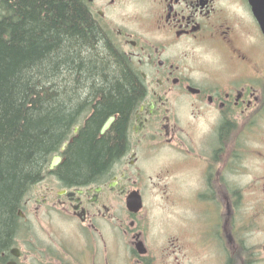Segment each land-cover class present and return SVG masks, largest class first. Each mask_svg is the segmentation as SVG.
<instances>
[{
	"label": "flooded vegetation",
	"instance_id": "af4514ba",
	"mask_svg": "<svg viewBox=\"0 0 264 264\" xmlns=\"http://www.w3.org/2000/svg\"><path fill=\"white\" fill-rule=\"evenodd\" d=\"M82 1L141 86L124 114L128 144L88 182L50 176L38 184L42 194L19 209L1 264H179L183 241H223L231 198L238 204V185L229 180L242 167L238 152L264 141V0ZM95 112L93 105L79 110L71 125L77 138ZM111 117L118 118L109 115L102 126ZM160 150L175 156H153ZM170 192L189 214L164 222L158 244L147 194L167 200ZM132 196L141 199L137 213L128 207ZM33 214L72 227L79 250L62 238L39 246Z\"/></svg>",
	"mask_w": 264,
	"mask_h": 264
},
{
	"label": "trees",
	"instance_id": "16d2710c",
	"mask_svg": "<svg viewBox=\"0 0 264 264\" xmlns=\"http://www.w3.org/2000/svg\"><path fill=\"white\" fill-rule=\"evenodd\" d=\"M0 2L1 252L38 184L50 176L66 184L88 182L120 157L128 144L124 114L142 90L82 0ZM92 105L96 114L77 138L72 122ZM109 115L118 118L99 136ZM56 155L66 161L51 171ZM243 251L245 264H254Z\"/></svg>",
	"mask_w": 264,
	"mask_h": 264
},
{
	"label": "rangeland",
	"instance_id": "374dc122",
	"mask_svg": "<svg viewBox=\"0 0 264 264\" xmlns=\"http://www.w3.org/2000/svg\"><path fill=\"white\" fill-rule=\"evenodd\" d=\"M243 153L238 152V156L242 157L237 175H232L229 180L232 184L238 185V204L235 205L231 198V204L226 215L227 233L223 241L211 239L209 245H202L198 236L189 238L190 241H183L186 248L184 253L186 257L179 255V264H227L229 259H233L235 264H245L247 260V251H243L245 247L251 253L254 264H264V162L261 161L260 153H264V141L243 143ZM153 156H175V153L168 150H160ZM50 179V178H49ZM54 180V179H52ZM48 180L42 185L50 183ZM51 184H56L52 181ZM37 189V188H36ZM31 192L35 199L36 195L42 194V188H38ZM190 194V193H187ZM149 203V221L155 225H159L152 229L155 232L154 238L161 241L160 228L168 230L163 226L164 222L175 223L180 222L182 214L186 213V208L180 203V198H175V192H170V199H162L158 193L147 194ZM229 196V193L227 194ZM173 200V201H171ZM188 211V209H187ZM189 213L184 215L187 218ZM38 219H34L35 230L33 232L35 238L41 243L39 246H48L49 242L58 243L62 238L68 243L72 242L75 252L79 250V237L75 234L72 227L66 226L57 220L49 223L48 218L43 215H34ZM50 224V225H49ZM57 230H62L60 233ZM44 244V245H42ZM69 244V243H68ZM70 245V244H69ZM56 250V248H54ZM73 251V250H72ZM115 264H127L126 259H120ZM156 264H167L166 262H157Z\"/></svg>",
	"mask_w": 264,
	"mask_h": 264
},
{
	"label": "water",
	"instance_id": "95a60500",
	"mask_svg": "<svg viewBox=\"0 0 264 264\" xmlns=\"http://www.w3.org/2000/svg\"><path fill=\"white\" fill-rule=\"evenodd\" d=\"M0 5H1V2H0ZM115 122V118L114 117H111L105 124L104 126L102 127L101 129V135H105L112 127L113 123ZM65 149V147L63 148V150ZM62 162V158L61 156L59 155H56L51 163H50V166H49V169L52 171L54 170L55 168H57ZM128 207L129 209L132 211V212H139L141 209H142V204H141V199L140 197L137 198L135 196H132L129 198L128 200ZM15 254V252H14ZM9 264H16V263H9Z\"/></svg>",
	"mask_w": 264,
	"mask_h": 264
}]
</instances>
